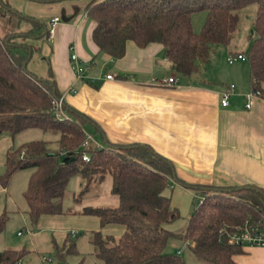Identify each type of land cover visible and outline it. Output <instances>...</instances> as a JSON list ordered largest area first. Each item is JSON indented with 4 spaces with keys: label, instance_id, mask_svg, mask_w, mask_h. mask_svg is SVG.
Instances as JSON below:
<instances>
[{
    "label": "trees",
    "instance_id": "trees-1",
    "mask_svg": "<svg viewBox=\"0 0 264 264\" xmlns=\"http://www.w3.org/2000/svg\"><path fill=\"white\" fill-rule=\"evenodd\" d=\"M248 6L253 13L251 33L247 50L240 54L248 64L250 90L261 96L264 0H90L85 13L93 22L91 40L98 52L118 59L128 41L139 48L158 43L164 48L169 69L186 79L208 62L214 48L232 43L240 11ZM5 12L17 19L15 31L0 33V134L40 130L55 135L53 148L44 140H29L5 153L1 187H6L16 171L30 170L22 191L30 223L35 224L41 215L79 214L96 217L100 227L121 225L123 232L118 237L102 235L99 230L88 233L94 257L104 264H236L232 256L243 250L230 244L226 233L245 219L261 223L264 191L251 185H191L175 179L194 188L200 200L188 214L182 232L166 229L165 224L179 217L165 193L173 169L170 162L139 143L105 141L101 147L82 148L85 124L94 125L93 121L64 103L50 74L41 78L27 70L30 46L18 41L47 38L48 29L0 0V16ZM194 13H203L198 31L191 24ZM22 20L29 23L25 30L20 26ZM59 100L63 118L57 115L55 101ZM82 153L88 160L81 158ZM74 175L82 179L81 187L71 197L78 209H63L64 190ZM107 175L117 204L86 205L82 197ZM6 219L1 213L0 233ZM72 238L61 246L52 243L59 260L76 254ZM169 240L181 241L196 261L187 263L178 252H167ZM25 253L23 248L2 249L0 264H17Z\"/></svg>",
    "mask_w": 264,
    "mask_h": 264
},
{
    "label": "crops",
    "instance_id": "crops-1",
    "mask_svg": "<svg viewBox=\"0 0 264 264\" xmlns=\"http://www.w3.org/2000/svg\"><path fill=\"white\" fill-rule=\"evenodd\" d=\"M1 1L21 15L44 23L47 29L49 20L57 17L47 38L18 41L30 46L27 70L41 78L50 74L64 103L96 125L87 123L84 127L93 144L99 147L105 141L145 144L166 158L172 165L174 178L186 184L251 185L264 191V86L261 96L246 98L245 94L251 91L247 62L226 61L229 55L243 52L236 48L237 36L229 46H221L219 56H211L213 51L205 65L183 79L169 69L164 48L158 43L139 48L128 41L123 56L118 59L98 52L91 40L93 22L85 13L90 0ZM193 16L192 28L198 31L203 13L199 21ZM28 27L29 24L22 25L21 29ZM71 53L77 57L81 79L74 73ZM107 74L112 78L105 79ZM171 75L178 78V86L163 87L155 83ZM230 84L234 85V91L227 106L221 107L219 93ZM246 103L248 108L244 106ZM33 132L0 134V175L6 151L34 139ZM29 174V169L16 171L5 188L0 186V214H8V219L19 224L16 237L24 236L20 248L26 253L21 264H45L40 255L51 251L52 243L61 246L71 238L70 231L76 235L78 230L85 234L74 240L76 254L69 255L71 263L84 264L86 257L88 262L92 261L90 258L101 262L93 255L88 233L99 230L102 235L118 237L123 227L116 224L100 227L96 217L79 214L41 215L31 224L25 202L15 200L18 190L22 197ZM74 176L80 188L82 179ZM166 189L174 208L173 196H191L196 191L172 181L171 177ZM194 194L199 197L197 191ZM111 196V205L115 206L117 198ZM92 202L85 200L86 205L93 206ZM242 250L241 254L232 256L236 264H264V247H242Z\"/></svg>",
    "mask_w": 264,
    "mask_h": 264
},
{
    "label": "rangeland",
    "instance_id": "rangeland-1",
    "mask_svg": "<svg viewBox=\"0 0 264 264\" xmlns=\"http://www.w3.org/2000/svg\"><path fill=\"white\" fill-rule=\"evenodd\" d=\"M251 6L246 7L240 11V17H239V26L238 30L235 32L234 37L237 36L236 41V48L238 50H242L243 52L247 50L248 44H249V36H250V29H251V22H252V16H251ZM201 13H194L193 17H197V21H199ZM16 16L9 14L8 12H5V14L0 16V33H5L9 31H15L16 30ZM200 22L197 23L199 25ZM28 22L21 21L20 26L27 25ZM218 46L215 48L213 54L211 56H219L222 52V47ZM32 134L35 135L32 140H44L47 142V145L49 147H55V135L50 134L49 132H41L40 130H33ZM86 132H89L88 129H86ZM91 134L95 137H98L97 133L94 130H91ZM78 180L76 176H71L66 184V188L64 190V196L62 199V207L63 209H66L68 207L73 208L74 204L71 200V197L74 193H76L79 190ZM167 190V189H166ZM165 190V192H167ZM196 191L191 192V196L189 194L184 196H178L177 198L174 197V202H176V209L179 212V217L175 219L172 222H169L168 224H165V228L171 231L175 232H182L186 226L188 214L195 208L198 204L197 195H195ZM189 193V192H186ZM95 194V195H94ZM167 194V193H166ZM94 195L93 197H91ZM170 197V200L172 199L170 196V193L167 194ZM85 200H90L92 202L93 206H112L111 205V193H110V178L109 176H105V178L101 181L100 185H98L96 188H91L88 190L85 195L82 197ZM15 200L21 201L23 204L24 200L19 195V190L17 191V195L15 196ZM173 201V199H172ZM172 204V202H171ZM6 222L4 224L3 231L0 233V250L3 248H11V249H19L21 247V242L24 240V236L16 237L15 233L17 230L20 229V226L17 222L12 221L8 219V214H6ZM80 234V235H79ZM84 231H76V236L74 237L73 241L76 239H80L82 235H84ZM167 252H178L180 256L183 258V260L187 263L195 262L196 258L190 254L188 251V248L178 240H169L167 247ZM40 256L48 257L51 261L46 262L45 264H72L71 263V256L65 255L61 260L57 258V255L52 248L51 251L48 253H42ZM91 262H88V259L86 257L84 264H103L102 262H98L94 260L93 258Z\"/></svg>",
    "mask_w": 264,
    "mask_h": 264
},
{
    "label": "built area",
    "instance_id": "built-area-1",
    "mask_svg": "<svg viewBox=\"0 0 264 264\" xmlns=\"http://www.w3.org/2000/svg\"><path fill=\"white\" fill-rule=\"evenodd\" d=\"M56 21H57V17H52L49 20L48 36L51 35L52 26ZM69 59L73 63L74 73L76 75V78L78 79L83 78V74H82L81 68L78 65L76 55L74 53H71ZM235 60L244 61L245 57L240 53H235L233 55H229L226 58V61L228 63H231L232 61H235ZM104 78L111 79L112 75L107 74L104 76ZM155 83L163 87H176L179 85V80L175 76L171 75V76L163 77L160 80L155 81ZM233 91H234V85L230 84V85H227V87L219 93V105L221 107L227 106L228 99ZM245 96L248 99L250 97L260 96V95L258 91H253V92L250 91L249 93L245 94ZM55 106L58 109L57 115L60 118L65 117L64 114L60 111V100L55 101ZM244 106L248 108L249 104L246 103ZM91 145L94 147H98L96 144H93L91 135L85 132L83 141L81 142V147L88 149L89 147H91ZM81 158L85 161L88 160V156L86 153H82ZM199 200L200 198L198 199V201ZM261 219H262L261 223H253V222H249L248 219H245L242 225L237 226L233 230L226 233L227 241L230 244L238 245L241 248L242 247H264V215L261 216ZM70 236L74 237L75 232L70 231ZM41 260L42 262L50 261V259L47 257H42ZM17 264H21V262H18Z\"/></svg>",
    "mask_w": 264,
    "mask_h": 264
},
{
    "label": "water",
    "instance_id": "water-1",
    "mask_svg": "<svg viewBox=\"0 0 264 264\" xmlns=\"http://www.w3.org/2000/svg\"><path fill=\"white\" fill-rule=\"evenodd\" d=\"M171 178H172V181H174V182H175V178H174V172H173V169H172V171H171Z\"/></svg>",
    "mask_w": 264,
    "mask_h": 264
}]
</instances>
